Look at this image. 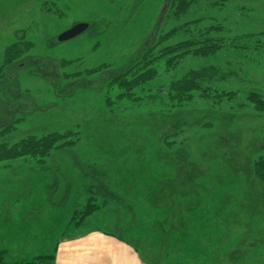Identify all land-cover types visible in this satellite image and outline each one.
Here are the masks:
<instances>
[{
    "label": "rangeland",
    "instance_id": "374dc122",
    "mask_svg": "<svg viewBox=\"0 0 264 264\" xmlns=\"http://www.w3.org/2000/svg\"><path fill=\"white\" fill-rule=\"evenodd\" d=\"M79 23L87 26L59 40ZM205 38L219 49L163 53ZM213 68L199 80L210 97L198 88L173 105L171 83ZM142 75L143 84H131ZM229 90L232 98H213ZM249 91L264 98V0H0L3 264H51L60 237L99 229L129 242L146 264H264V184L251 171L264 157V111ZM68 131L73 143L40 163L2 155L3 145ZM190 164L200 186L182 198ZM150 179H161L160 190ZM109 185L123 199L75 213L88 196L104 202ZM15 243L23 257L8 252Z\"/></svg>",
    "mask_w": 264,
    "mask_h": 264
},
{
    "label": "trees",
    "instance_id": "16d2710c",
    "mask_svg": "<svg viewBox=\"0 0 264 264\" xmlns=\"http://www.w3.org/2000/svg\"><path fill=\"white\" fill-rule=\"evenodd\" d=\"M180 2L184 5L186 3V0H180ZM200 42V43H199ZM203 42V43H202ZM190 43H199L200 46H198L197 48H190ZM177 44H179V49L176 48V44L173 46H167L164 48L163 53H172L173 52H177L179 51V58H182L183 55L189 53L192 55H209L214 53L217 49H219L220 46L218 45H214L213 44V40H211V38H205L203 40H182L179 41ZM218 46V47H217ZM10 50V51H9ZM16 51H14L13 49H8L7 50V57H9V55L11 56L12 53L15 54ZM177 57H173L171 56V59L173 61L177 60ZM10 59V58H9ZM147 70V69H146ZM151 68H148V71L151 72ZM214 72L217 74L218 70L216 71V69H212V72L209 71H190L186 77H183L181 79H177L176 81H174L173 83L170 84L169 88L166 90V95L169 96V99H173V105L174 106H178L180 107V105H182L184 102L186 101H190L193 97V92L195 90H197L198 88H202L199 91H202V94L205 95V98L210 97L209 95V88L208 87H203L201 86L199 80H203V79H208L211 76L214 75ZM223 78V76H221ZM147 79V78H146ZM145 78L142 77L135 81V82H131V84H135V85H140L143 84L145 82ZM163 90V91H164ZM205 91V92H203ZM129 94V93H127ZM131 94V93H130ZM124 95V94H122ZM217 95V96H216ZM216 97H213L215 99L216 102L222 101L221 98L222 97H226V98H232L235 95V91L229 90V91H221L216 93ZM247 97L249 98L248 100H250L251 102H253L254 104V108L260 112L264 111V98L258 93V92H254V91H249ZM160 113V112H159ZM161 115L159 116V119L162 118L160 120L161 123H164L165 121V115L160 113ZM175 117L181 116L185 113L179 112L177 111L176 113H173ZM190 114V113H189ZM227 116H230V114H228ZM153 119V114L152 116H149ZM156 118V116H155ZM164 119V121H163ZM72 132L68 131L66 132H53L50 134H44L38 138L36 137H28L24 140H21L18 144H14L13 146L9 147H5L3 145L4 148V153L2 155H6L4 156L6 157H14V156H29L32 158H35L36 162L40 163L42 161H44V157L49 154V150L54 149L56 147H62L65 144H72L73 143V139L69 136ZM162 133H159V137H160V141H161V145L164 147L165 145L168 146L170 143L168 141H166V137H161ZM61 137H66L67 139L64 140L63 142H58L59 139H61ZM76 139V138H75ZM211 142L213 141L212 138H210ZM75 141V140H74ZM209 143V147L210 149L207 152H211L213 151V145L212 143ZM204 152V150H203ZM207 152H204L205 154ZM234 152V150H233ZM233 152L230 150L231 155H233ZM2 153V152H1ZM222 156H224L223 154H221ZM2 157V156H1ZM252 173L254 174V176L264 184V157L262 156H258L253 160L252 163ZM191 167V171H183V175H182V179L186 181H184L182 183V185L184 186V188L182 187L181 189H179L177 192L180 193V196L182 198H184L185 196L194 194V191L200 186L198 183H196L195 178H198L201 175L200 169L198 168V166L196 164L194 165H189ZM135 182L137 184H139V182H141V184L143 183V179L141 178H135ZM161 183V179H158L157 182L154 179H150L148 186H158V189L161 188L162 184ZM147 185V183H146ZM110 191V195L109 193L105 194V197L103 198L105 201L101 202L99 204L92 202V199H94L91 196H88L87 201L85 202L83 209L79 210V211H75V213H79V216H84L87 214H90L95 207H101L106 205L107 203H112L113 200L115 199L113 196H121L119 195L118 191L113 188L112 185L108 186ZM160 190V189H159ZM112 191V192H111ZM176 191V190H175ZM107 192V191H106ZM124 194V192H122ZM163 195V191L160 193V196ZM111 196V197H110ZM123 196H121V199H123ZM192 197V196H191ZM179 198V197H178ZM181 199L179 198L178 201H180ZM185 205L186 204H190L193 208L195 207L196 203L194 202V200L192 199H185L183 201ZM179 204L177 203L176 206H178ZM237 205V204H236ZM164 206V205H163ZM179 209L180 205H179ZM178 209V211L180 212V210ZM184 210V208H183ZM186 210V209H185ZM169 211V210H168ZM182 212V210H181ZM180 212V214H181ZM2 252V251H1ZM0 252V257L3 255L4 252L1 253ZM0 264H3V261L0 258Z\"/></svg>",
    "mask_w": 264,
    "mask_h": 264
},
{
    "label": "crops",
    "instance_id": "0c3cea01",
    "mask_svg": "<svg viewBox=\"0 0 264 264\" xmlns=\"http://www.w3.org/2000/svg\"><path fill=\"white\" fill-rule=\"evenodd\" d=\"M128 243L102 229L63 235L55 241L51 264H146ZM9 248L8 252L23 257L20 244Z\"/></svg>",
    "mask_w": 264,
    "mask_h": 264
},
{
    "label": "water",
    "instance_id": "95a60500",
    "mask_svg": "<svg viewBox=\"0 0 264 264\" xmlns=\"http://www.w3.org/2000/svg\"><path fill=\"white\" fill-rule=\"evenodd\" d=\"M86 26H87V24H84V23L76 24L72 28H69V29L65 30L63 33H61L59 36V40L68 39V38L78 34Z\"/></svg>",
    "mask_w": 264,
    "mask_h": 264
}]
</instances>
